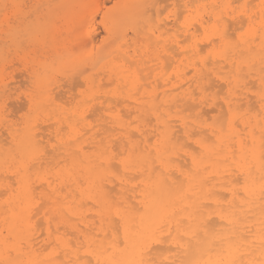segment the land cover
<instances>
[{"label": "snow or ice", "instance_id": "6c2138e0", "mask_svg": "<svg viewBox=\"0 0 264 264\" xmlns=\"http://www.w3.org/2000/svg\"><path fill=\"white\" fill-rule=\"evenodd\" d=\"M0 7L5 48L10 50L5 62L13 53L27 52L32 64L39 65L32 84L21 91L29 98L27 111L12 118L7 99L0 108V124L15 133L4 149L0 203L6 227L0 232V264H203L199 255L206 250L218 257L212 264H264V3L257 15L242 2L161 6L145 0L133 6L137 12L132 18L115 21L101 9L72 24L70 30L61 13L67 5L3 3ZM245 17L238 32L230 30V21ZM170 20L176 21L175 31L166 28ZM257 20L261 22L258 29ZM93 26L104 28L111 64L89 52L82 40L69 45L60 39L85 29L90 32ZM53 46L58 55L46 57ZM175 55L183 58L181 67L192 69L182 73L190 108L173 112L156 95L152 107L145 113L138 110L127 124L120 122L122 118L108 120L104 115L90 123V106L114 94L104 90V74L111 72L117 84L125 76L135 78L137 94L143 90L148 95L154 83L142 79L145 69L159 72L161 59ZM257 63L259 75L253 78L258 84L250 85ZM158 79L171 83L166 71ZM75 81L82 83L73 102L58 103L54 89ZM241 92H250L259 103L258 247L250 239L246 215L252 214L256 197L251 163L255 138L239 150L235 147L243 134L237 132L238 124L243 123V132L252 135L251 109L242 112L234 107ZM164 95L169 92L165 90ZM209 108L219 111L210 116L205 111ZM53 119L58 126L55 137L45 141L41 125ZM85 128L87 132L82 131ZM114 128L122 137L119 149L112 139ZM85 136L89 137L87 148ZM183 158L190 159L186 170L177 167ZM209 159L232 177L223 189L229 196L214 191L209 176L215 179L218 173L210 172L212 165L205 163ZM109 184L119 187L118 215L122 221H131V228L126 223L122 234L119 230L81 233L75 243L66 232L61 234L62 222L70 219L65 189L104 191ZM166 189L172 195L160 206L158 194ZM146 216L149 226L144 225ZM37 220L44 222L47 233L39 248L35 246ZM34 253L42 259H32Z\"/></svg>", "mask_w": 264, "mask_h": 264}, {"label": "bare ground", "instance_id": "6f19581e", "mask_svg": "<svg viewBox=\"0 0 264 264\" xmlns=\"http://www.w3.org/2000/svg\"><path fill=\"white\" fill-rule=\"evenodd\" d=\"M2 1H4V0H2ZM72 1L73 0H60V2H62L61 3L62 5H67V6L69 5L68 3L72 2ZM234 1L235 0H155V2L159 3L161 6H163L165 4H169V5L170 4L194 5V4L225 3V2H234ZM238 1H240V0H238ZM251 1L252 0H243V3H246L249 5V2L252 4ZM7 2L8 1H6V3ZM144 2H145V0H127V1H124L120 7H118L116 10L108 13V16L110 19L115 20V21H120V20L125 19V18H132L135 16V14L137 12V9L133 6L144 3ZM148 2H153V0H148ZM262 3H264V0H259L258 3L256 4V7L253 6L254 8H256V10L251 7L252 11L255 12L257 15H259V8H260ZM162 10H163V8L161 7V11ZM246 21H247V17H245L243 19V21H230L229 28L231 30H233L234 32H238L240 27H241V22L246 23ZM74 23H76V22H74ZM170 23H171V27H173L171 29L173 30L177 26L176 21L175 20L168 21L166 24L167 30H171L169 28ZM260 24H261V22L259 20L255 21V28L258 29L260 27ZM94 39L95 38L93 37L91 31L90 32L87 31L80 38V40H82L83 43H85V44L93 43ZM72 40H74V39H72ZM0 41H1V39H0ZM107 43H108V41L105 39L102 47L100 49H98V53L95 54V56L98 59L105 60L106 63L111 64V60L107 59V58H110L112 56V50L107 47ZM50 51H51L50 54L52 56L54 55L53 57L58 55V49L56 48V46H53L50 49ZM89 51H93V50L90 49ZM256 53L257 54L259 53L258 46L256 47ZM179 56L180 55H175L174 59L173 58L161 59L159 72L149 71L148 69H145V75L142 77V79L146 83L149 81L154 83V86L149 91L148 95H146L143 92V90H141L140 91L141 96L137 97L135 78H130V77L125 76L123 82H120L118 84L119 88L117 89V91L113 92L114 94H112L111 97L108 95H105L103 97V102L102 103H94L92 105L93 108L95 105H97L95 107H98V105H99V107H98L99 110H102V112L103 111L106 112V110H110V106H109V104H105V102H107V101L109 102L111 100H114V101H118V103L115 102L116 105L121 106L120 104H125V106L128 110L132 109V111L130 113H135L136 114L135 118H136L138 110L141 113H145L152 107L153 102H154V97L156 95H159L160 100H164V101L168 102V108L170 110H172L173 108H176V109L177 108H184V109L190 108L191 102L188 99L187 95L185 94V89H186L185 79H186V77L182 76V73H184L186 71L184 69L180 68L181 66H179V62H180V58H178ZM174 64H177V65L174 67V70L171 73H169L167 70V69H169L168 66L170 67V66H173ZM257 65H258V63H257ZM38 66L39 65L36 64V67H34L32 65H31V67L29 66L30 68L28 67L29 69L27 70L26 74H27L29 81L31 83L33 80V71L38 70ZM256 67H258V69H255V71L253 72V74L250 77H254V76L259 75V66H256ZM185 68H187V67H185ZM191 70L189 69L187 72H189ZM165 71L167 72V79L171 80V83L166 84L164 79H158V76H163ZM104 75L107 76L108 78L113 77L111 72L104 74ZM174 76L176 77V79L172 80V77H174ZM249 80H251V79H249ZM252 81L253 80H251V82L250 81L249 82L252 83ZM25 82H26V80H25ZM254 82H256V80H254L253 83ZM103 83H104L103 84L104 86H107V85H112L114 82H112V84H110L111 82H108L109 84L108 83L106 84L105 82H103ZM253 83H252V85H254ZM79 84H80V81H79ZM8 85L5 84V82L3 80H1L0 81V91H4L5 88L8 87ZM27 85H28V83H27ZM73 85H74V82L68 84V86H69L68 92H70L72 89L75 88V87L73 88ZM62 86L63 85H60L59 87L54 89L53 95L56 92L55 90H57L58 88H61ZM159 87L162 88V90L160 92H158ZM165 90H167L169 92V96L164 95ZM60 91H59L60 94L62 92H64L62 90H60ZM55 95H56V97H58L57 93ZM61 95H63L65 97L64 94H61ZM71 95H73V93H71ZM58 98H60V97H58ZM67 98H69V97H67ZM72 99H73V97H72ZM235 99H236V104L234 105V107H239V109H241L242 112L248 111L249 109H251V107L254 110H256V107H258L256 104H255L256 106L253 104L254 100L252 101V95L250 94V92H241L240 94H238L236 96ZM253 99H254V97H253ZM24 102H25V99H24ZM111 102L114 103L113 101H111ZM155 102L159 103L160 101H155ZM256 102L258 103L257 97H256V101H254V103H256ZM8 103H10V101ZM66 104H68V103H66ZM251 104H253L254 106L253 105L251 106ZM92 106H90V107H92ZM19 107L24 108V105L22 104ZM20 108H19V110H20ZM98 108H94V109H97V110H95V112L98 111ZM111 108H113V105L111 106ZM121 109L120 110L123 111L124 108H121ZM207 110L208 109H206V112L209 111V110L208 111ZM217 110H219V108H217ZM124 111H125V109H124ZM213 111L214 110L211 109V112H213ZM126 112H128V111H126ZM95 114H97V113H95ZM126 115L128 116L129 114H126ZM11 116H12V114H11ZM105 117H107L106 119H108V120H119L120 118H122L119 115H115V114H112L111 116H108V114H107V116H105ZM128 117H130V115ZM248 119L250 120V132L252 133V135L250 136L248 132H243V129H244L243 123L239 124V126L241 125V128H239L237 125V132L243 133V134L238 135L235 147L237 150H239L240 147L242 146V144L247 145L253 137L255 138V148H254V157L255 158L251 160V163L254 165L253 170H252L253 176L256 177V179H257L256 197L253 199V202L251 205L252 214L249 215L246 213V215H248L247 225H248V228L251 229V233H252V236L250 237V239L253 240L255 245L258 247L259 246L258 236H259V227H260V225L258 223L259 205H260V200L258 198L259 197L258 179H259V176L261 174L260 159H259L260 153H261L260 126H259V117L256 114L250 115ZM93 121H95V119H93ZM120 122L127 124L128 121L122 118V120ZM53 125H54V127L50 130L51 135L56 133V129L58 127L56 125V122H54ZM48 126H51V125L48 124L47 127ZM44 127H45V125H44ZM47 127H45V128H47ZM109 127L111 128V126H109ZM44 129H41V130L44 131ZM7 133L9 135L8 137H10V140L13 142L12 137L15 133L13 132V130H11L9 128H7ZM41 133L42 132L40 131V135L43 136V134H41ZM117 134H119V135L117 136ZM45 136H43V137H45ZM1 137H2V134L0 133V155L3 154L2 149L5 145V143L7 142V140H5L6 138H3L5 140V143H3L4 140L1 139ZM53 137H55V136H53ZM48 138H50V137H48ZM48 138H47V140H48ZM88 139H89L88 136L84 137L85 143L88 141ZM112 139H113V141H115V140L118 141V147L117 148H119L121 146L122 137L120 136V132H119L118 128L112 129ZM86 146L89 147V144L88 143L86 145L84 144L85 148H87ZM3 163H0V174H2L1 177L3 175L5 176V168H4ZM205 163L212 165V167L210 169L211 173H218V175H216L215 179H212L211 175L209 176V179L212 182L214 191L219 192L222 197L229 196L230 194L228 192L224 191L223 189H224L225 185L228 184L229 180L232 179V177L224 174V169L222 166L213 165L211 159L206 160ZM186 166L190 167V159H188V158L178 159V161H177V167L178 168H180L182 170H186L187 169ZM230 171H234V170H230ZM9 175H10V171H9ZM2 183H4V181L0 182V184H2ZM127 195L138 196V194H131V193H129ZM171 195H172V192L170 190H167V189L162 190L158 194L159 205L160 206L165 205L168 202ZM63 196L67 197V199L65 201L67 207L65 210L67 213H69L70 219H68L65 222H62L61 234H64L66 232L67 235H71L73 238V243H75V239L77 237H79L81 233H84L85 235H93V234L103 235L104 233H111L113 231L119 230L120 233L122 234L123 228H124L126 223L130 228L132 226L131 221H122L120 219V216L118 215V211H121V210H118V208L116 206V201H119L120 199H122L121 191H120L118 186H113V185L109 184V185H107V187L104 191H101L99 189L85 190V189H81L77 186H73L72 188H66L64 193H63ZM88 200L92 201L97 206V210L95 211V214H93L92 217L90 216L91 214L89 215L87 213V210L83 209V204L86 201H87L86 202V204H87L89 202ZM84 207H85V205H84ZM94 217H96L97 220H94L93 219ZM39 221L41 222V220H39ZM34 223L36 224V221ZM135 223L139 224L140 223L139 219H137L135 221ZM150 223H151L150 220L146 216L144 219V225L149 226ZM42 224H44V223H42ZM42 224H41V226H42ZM37 225H38V223L36 224V226ZM39 225H40V223H39ZM39 225L37 226V228L39 227ZM5 227H6V225L4 223V209H3L2 203H0V232H3ZM54 227H55V225H54ZM38 230H39V228H38ZM37 234H38V231H37ZM40 234H44V232L40 233ZM45 234H47L46 231H45ZM40 236L41 235L36 237V240H35V246L37 248L43 246V243H42V245L38 246L41 242H43V238L39 240ZM31 258L32 259H42V257L36 255L35 253L31 256ZM115 258L120 259L121 258L120 254L116 253ZM217 258L218 257L214 252L207 251V250L201 252L199 255V259L203 262V264H212V262H214ZM0 259H3V256H0Z\"/></svg>", "mask_w": 264, "mask_h": 264}, {"label": "rangeland", "instance_id": "374dc122", "mask_svg": "<svg viewBox=\"0 0 264 264\" xmlns=\"http://www.w3.org/2000/svg\"><path fill=\"white\" fill-rule=\"evenodd\" d=\"M6 1H8L7 3H12V4H22V5H26V6H31V5H34V4H42V3H57V4H61L62 2H60V0H4V1H2V0H0V5H2L3 3H6ZM124 1H127V0H73L72 2H69L68 4V7H66V8H64V9H62L61 10V13H62V15H64L66 18H67V20H66V25L67 26H69L68 27V30H70V26L72 25V24H74V22H78V21H80L84 16H86V15H89V14H91V13H93L94 11H100L101 9H103L104 10V12H106V13H110V12H112V11H114V10H116L118 7H120L122 4H123V2ZM236 1V0H235ZM234 1V2H235ZM238 1V0H237ZM236 1V2H237ZM258 1L259 0H252L251 2H252V4L249 2V6L250 7H252L253 9H255L256 10V8H254V7H256V4L258 3ZM233 2V3H234ZM238 2H242L243 3V0H240V1H238ZM62 5V4H61ZM78 5H95L96 6V8L95 9H92V8H77V7H74V6H78ZM113 5H115V7H113ZM254 6V7H253ZM2 9V7H0V39H1V41H0V81L1 80H3L4 82H5V84H9L8 85V87H6L5 88V90L4 91H0V108H2V106H3V103H4V101H5V99H7V103L10 101V103H8V111H9V114H10V116H11V114H12V118H19L20 116H21V114H22V112H24V111H27V108H28V106H29V99H28V97H26V96H22L21 95V91L23 90V89H25V88H28L32 83L29 81V78H28V76H27V70L31 67V65L32 66H34V67H36V64L35 65H33L32 64V62L28 59V57H29V53H27V52H25V53H22V54H15V53H13L12 54V58H9L8 60H7V62H5V56H6V54H8L9 53V49H6L5 48V42L7 41V37H6V34H5V29H4V23H5V19H4V17H3V9ZM177 27V26H176ZM176 27L172 30L171 28H173V27H171V23L169 24V28L171 29L170 31H174V30H176ZM231 30V29H230ZM88 30L87 29H85L84 30V32L83 33H80V34H77V36H75V37H73V36H68V38L67 39H65V37L62 35L61 36V41H62V43H67V44H69V45H71V44H73V43H76V42H78V40H80V38H81V36H83L86 32H87ZM231 31H233V30H231ZM91 32H92V35H93V37L95 38L94 39V41H93V43H88V44H86L87 45V48L90 50V49H92L93 51H89V52H93L94 54H97L98 53V49H100L101 47H102V45H103V43H104V41H105V31H104V28L103 27H96V26H94L93 28H92V30H91ZM234 32V31H233ZM78 38V39H77ZM72 39H74V40H72ZM76 39V40H75ZM51 49V48H50ZM50 49H49V52H47V53H45L44 55L46 56V57H52V58H54L51 54H50ZM28 55V56H27ZM178 58H180V61L183 59L181 56H179ZM16 61V62H15ZM37 64H38V62H37ZM177 64H174L173 66H168V68L169 69H167L168 70V72L169 73H171L173 70H174V67L176 66ZM5 66V67H4ZM30 66V67H29ZM179 66H180V62H179ZM257 66H259V65H257ZM29 67V68H28ZM159 67H160V65H159ZM180 68H182V69H184L186 72L190 69L191 70V68L190 67H187V68H185V67H180ZM256 69H258V67H256ZM192 71V70H191ZM191 71H189V72H191ZM23 73V74H22ZM22 74V75H21ZM26 75V76H25ZM105 76V75H104ZM103 76V80H102V85L104 84L103 82H105L106 84L108 83V82H111L110 84H112V82H113V77L112 78H108L107 76H105L104 77ZM255 77V76H254ZM249 79H251V80H256V79H254L253 77H249ZM25 80H26V82H25ZM251 80H249L250 82H251ZM253 81H252V83H253ZM13 82V83H12ZM249 82V83H250ZM27 83H28V85H27ZM82 83V81H80V84ZM252 83H250L251 85H252ZM80 84H79V81H75L74 82V85H73V88L75 89H72L70 92H68L69 91V86L67 85V86H65V85H63V84H61V85H63L61 88H58L57 90H55L56 92L54 93V95L57 93V95H58V97H60L59 99H58V103L59 102H63L64 101V103H68V104H71L72 103V101H73V99H72V97L74 96V94H76V93H79V91H80ZM109 84V83H108ZM254 85L255 84H258V81L256 80V82H254L253 83ZM11 85V86H10ZM78 85V86H77ZM119 85L117 84V83H113L112 85H107V86H104L103 85V88H104V90L106 91V92H108V91H111V92H115V91H117V89L119 88L118 87ZM11 88V89H10ZM152 89V87L150 88V90ZM60 90H62V91H64V92H62L61 94H64L65 95V97L63 96V95H61L60 93H59V91ZM74 90V91H73ZM162 90V88L161 87H159L158 88V92H160ZM7 91V98L5 97V92ZM61 92V91H60ZM71 93H73V95H71ZM14 94V95H13ZM60 95V96H59ZM111 95L112 94H109L108 96H110L111 97ZM18 96V97H17ZM71 96V97H70ZM141 96V93H139V94H137V97H140ZM55 97H56V95H55ZM63 99H62V98ZM67 97H69V98H67ZM251 97V96H250ZM65 98V99H64ZM24 99H25V102H24ZM61 99V100H60ZM68 102H67V101ZM256 101V97H254V99H253V96H252V101ZM12 101V102H11ZM27 101V102H26ZM66 101V102H65ZM111 101H113L114 103H112ZM111 101H107V102H105V104H109V106H110V110H106V112H102V110H99V105H98V107H95V106H97V105H95L94 106V108H98V111H96L95 112V110H97V109H94L93 108V106L92 107H90V110H91V113L94 115L95 113H97V114H95L93 117H92V120L90 121V123H95V121H93V119H96V117H99V116H101V115H105V116H107V114L109 113V112H111L112 114H115V115H119L120 117H122L123 119H125V120H127V121H129V120H134L135 119V113H130L131 111H132V109H127L126 108V106H125V104H120L121 106H119V105H116L115 104V102L116 103H118V101H114V100H111ZM254 101H253V104L255 105H257L258 107H256V110H254L252 107H251V115H254V114H256V112L258 111V109H259V104L256 102V103H254ZM112 103V104H111ZM24 105V108H20L19 106H21V105ZM115 104V105H114ZM253 104H251V106L253 105ZM113 105V108H111V106ZM253 105V106H254ZM255 105V106H256ZM23 107V106H22ZM19 108H20V110H19ZM121 108H124L125 109V111H124V109H123V111H121L122 109ZM121 109V110H120ZM180 109H184V108H180ZM93 110V111H92ZM209 110V111H208ZM207 111V113H209V115L210 116H215L216 115V113L219 111V110H217L216 109V111H213V112H211V108H209ZM226 110V109H225ZM120 111V112H119ZM126 111H128V112H126ZM171 111H173V112H175L176 111V108H173ZM206 111V110H205ZM129 114L130 115V117H128L126 114ZM125 115H124V114ZM101 114V115H100ZM97 115V116H96ZM107 118V117H106ZM55 122V119H53L52 121H50V122H47V123H43L42 125H41V129H44L45 127H47V125L48 124H50L51 126H48L47 128H45L44 129V131L43 130H41L40 129V131L42 132L41 134H43V136H45L46 134V136L44 137V139H45V141H47V138L48 137H53V136H55V134H52L51 135V129L54 127V125H53V123ZM52 123V124H51ZM44 125H45V127H44ZM53 125V126H52ZM3 127V128H2ZM238 127L239 128H241V125L239 126V124H238ZM86 129V130H85ZM85 129H82V131H85V132H87L88 131V129L87 128H85ZM6 133H4V132ZM117 132V131H116ZM115 132V133H116ZM0 133L2 134V137H1V139H3V138H6L5 140H7V144L5 143V140L3 141V143H5V145H4V147H3V154L2 155H0V163H3L4 162V160H5V152H4V149L6 148V146L8 145V144H11V140H10V137H8L9 135H8V133H7V127H5L3 124H0ZM45 134V135H44ZM179 134V133H178ZM7 137H6V136ZM119 134H117V136H118ZM54 138V137H53ZM49 139V138H48ZM97 139H98V137H97ZM114 145H115V147L117 148L118 147V141L117 140H115L114 141ZM87 144V142L85 143V145ZM90 146V145H89ZM87 147V146H86ZM120 148V147H119ZM119 148H117V149H119ZM4 164V163H3ZM186 168H188V166H186ZM1 175L2 174H0V177H1ZM4 176V175H3ZM1 177L0 178V182H3L4 181V177ZM89 201V200H88ZM87 202V201H86ZM86 202L83 204V209H85V210H87V213L92 217L93 216V214H95V211L97 210V206L92 202V201H89L87 204H86ZM84 205H85V207H84ZM89 216V217H90ZM94 220H97V218L96 217H94L93 218ZM41 222L42 223H44L42 220H41ZM39 220L38 221H36V224L38 223V225H39V223H40V225H39V230H38V234L36 235V237H38L39 235H41L40 236V238H39V240L40 239H42L46 234H45V229L43 228V224L41 223ZM41 224H42V226H41ZM37 225V226H38ZM37 228V229H38ZM44 232V234H40V233H43ZM68 236H70V237H72L71 235H68ZM42 243L43 242H41L38 246H40V245H42Z\"/></svg>", "mask_w": 264, "mask_h": 264}]
</instances>
